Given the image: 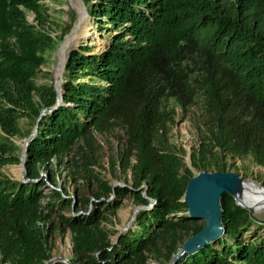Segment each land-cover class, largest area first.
Returning a JSON list of instances; mask_svg holds the SVG:
<instances>
[{"label":"trees","instance_id":"obj_1","mask_svg":"<svg viewBox=\"0 0 264 264\" xmlns=\"http://www.w3.org/2000/svg\"><path fill=\"white\" fill-rule=\"evenodd\" d=\"M49 1L60 0H0V256L41 264L47 256L37 223L51 216L73 234L80 263L96 264L99 254L106 264H146L163 237L171 255L203 229L182 203L192 175L182 174L183 150L170 143L175 107L183 116L200 110L199 145L191 155L197 171L224 172V157L245 156L264 168V0H83L108 42L98 53L85 45L70 51L62 101L40 117L57 102L53 86L36 84L53 44L45 32ZM22 118L38 127L24 182L1 174L20 162L9 139L19 135ZM112 125L126 134L121 164L131 171L132 187L104 184V192L116 195L112 202L86 216H65L72 203L47 184L41 169L50 172L51 162L80 142L92 148V132ZM127 195L152 208L139 214L136 232L112 246L100 226ZM220 206L224 236L178 264H264V222L228 194Z\"/></svg>","mask_w":264,"mask_h":264},{"label":"rangeland","instance_id":"obj_2","mask_svg":"<svg viewBox=\"0 0 264 264\" xmlns=\"http://www.w3.org/2000/svg\"><path fill=\"white\" fill-rule=\"evenodd\" d=\"M46 4L49 7V19L45 32L52 39L53 44L45 53L46 62L38 72L36 84L38 87L53 86L59 98L62 95V85L66 79L65 69L70 51L85 45L91 47L94 53L101 52L108 42V35L105 33L100 35L94 20L91 19L87 12L84 2V6L80 4L79 0H60L58 3L49 1ZM82 14H85L86 17L82 28L78 30L79 39L68 50L63 60L62 70H60L62 47L67 38L74 31L76 32L77 26L81 22L80 17ZM26 18L30 24H36L33 14L26 13ZM88 80V78L79 79V81L85 82ZM34 99L38 103L39 95H36ZM169 105L172 107L173 103L169 102ZM175 112L176 123L171 126L169 139L174 148L183 150L180 154L183 175L187 170L191 172L192 177L195 173L228 174L239 182L258 184L264 190V168L255 163L251 156L224 157L222 159L225 164L224 172L217 171L214 168L206 171H197L192 166L191 155L199 145L197 128L201 127L200 110L194 107L186 116H183L181 110L175 107ZM18 125L20 129L19 135L10 138L9 142L16 147L13 155L18 157L20 162L16 165H7L1 170L3 176L13 181H20L25 176L23 168H25L26 163L23 160V154L36 126L29 118L20 119ZM4 136L0 130V140ZM92 137V148L87 147L84 142H80L67 157L62 160H53L50 172L47 169H41V174L47 184L63 192L67 200L72 203V210L64 213L67 217L73 216L75 212H79L81 216H86L96 211L99 205L104 206L107 202H112L116 195H109L104 192V184L113 188L132 187L133 184L131 171H123L121 164V157L126 143L125 131L112 125L101 132H92ZM131 163H134L133 159ZM97 194L101 195L99 201H96ZM230 196L237 201L233 195L230 194ZM85 200L90 201V203H85ZM47 202L48 199L43 200L42 206L45 207ZM151 208L152 205L148 207L137 205L133 197L127 195L121 199L119 209L109 214L106 220L101 223L100 229L105 232L109 243L112 246H116L121 238L129 236L138 230L137 217L141 212ZM249 211L259 221L264 222V210L258 212ZM44 214L47 213L44 212ZM56 222V216H51L48 221L44 220V222L37 223L38 232L42 236V246L47 256V259L43 260L41 264L87 263L86 260L81 263L77 261L73 247V234L70 230L59 229ZM197 223L199 227L204 228L205 224L203 222ZM180 247L177 245L175 251L170 255L172 252L170 240L163 237L157 243L156 248H152L151 253L146 254V264H178L180 260L188 259L190 256L184 255L175 261L180 253ZM94 258L96 264H106L99 260V254H95ZM0 264L16 263L5 260L0 256Z\"/></svg>","mask_w":264,"mask_h":264},{"label":"water","instance_id":"obj_3","mask_svg":"<svg viewBox=\"0 0 264 264\" xmlns=\"http://www.w3.org/2000/svg\"><path fill=\"white\" fill-rule=\"evenodd\" d=\"M79 2L82 6H84L82 0H79ZM61 101L62 95L59 98L57 97V102L51 110H43L40 117L54 111V109L60 105ZM37 131L38 127L36 124L31 138L26 144L23 154L24 161L29 144L36 136ZM21 166L23 168V164ZM23 171L25 172V168H23ZM20 181L24 182L25 176ZM237 184H243V182H239L228 174L220 173H195L189 180L182 198V203H184L188 208L187 215L190 220L203 222L205 226L198 234L190 237L181 245L180 253L175 261L184 255L192 256L199 250L203 249L206 245L218 241L223 237L226 232L222 224L223 215L220 206V198L223 194L233 195V197L237 199L236 204L242 209H246L248 211L253 210L237 198L234 190L228 189V187ZM253 211L257 212L255 210Z\"/></svg>","mask_w":264,"mask_h":264},{"label":"bare ground","instance_id":"obj_4","mask_svg":"<svg viewBox=\"0 0 264 264\" xmlns=\"http://www.w3.org/2000/svg\"><path fill=\"white\" fill-rule=\"evenodd\" d=\"M85 14H82L80 17V24L77 26L76 32L67 38L66 42L64 43L61 55L62 59L59 65V69L62 70L63 66V60L64 57L67 55L68 50L76 44V41L79 39L78 36V30H80L85 22ZM80 33V32H79ZM81 40V39H80ZM228 189H232L235 191L237 198L239 200L246 204L248 207L252 208L255 211H261L264 210V190L255 183H243V184H237L234 186L228 187ZM251 192V193H250Z\"/></svg>","mask_w":264,"mask_h":264}]
</instances>
